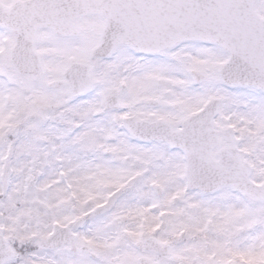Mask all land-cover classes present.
I'll list each match as a JSON object with an SVG mask.
<instances>
[{"label": "snow or ice", "instance_id": "6c2138e0", "mask_svg": "<svg viewBox=\"0 0 264 264\" xmlns=\"http://www.w3.org/2000/svg\"><path fill=\"white\" fill-rule=\"evenodd\" d=\"M0 264H264V0H0Z\"/></svg>", "mask_w": 264, "mask_h": 264}]
</instances>
